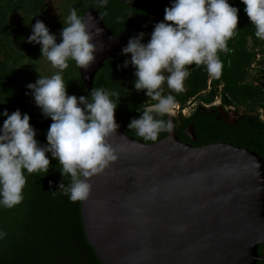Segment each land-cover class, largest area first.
Segmentation results:
<instances>
[{"label": "water", "instance_id": "water-1", "mask_svg": "<svg viewBox=\"0 0 264 264\" xmlns=\"http://www.w3.org/2000/svg\"><path fill=\"white\" fill-rule=\"evenodd\" d=\"M82 19L104 62L127 45L94 8ZM99 30V31H98ZM119 127L108 139L117 159L90 178L81 201L88 242L104 264H255L264 242V159L228 142L194 146L177 131L146 143ZM193 126L190 127L192 132Z\"/></svg>", "mask_w": 264, "mask_h": 264}, {"label": "clouds", "instance_id": "clouds-1", "mask_svg": "<svg viewBox=\"0 0 264 264\" xmlns=\"http://www.w3.org/2000/svg\"><path fill=\"white\" fill-rule=\"evenodd\" d=\"M241 2L255 36L264 39V0ZM97 3L104 7L108 0ZM164 11V20L155 23L147 43L142 42L145 33L140 32L129 38L121 53L131 54L122 67L131 65L135 69L134 87L137 91L146 90L149 97L138 110L141 115L132 118L128 128L152 141L162 131L173 129L171 119L155 118L172 113L175 107V97L171 92L165 95L162 86L166 84L169 90L181 92L191 65H204L210 76L218 78L223 67L218 52L228 50L227 41L239 23V9L229 0H171ZM62 22L65 26L60 32V43L40 20L32 25V34L26 38L28 43L41 45L42 58L57 70L50 76L39 73L35 83L26 86L31 90L26 95H31L45 118L52 120L46 133L47 143L36 139L37 130L30 124L29 114L19 109L11 114L7 110L0 113L6 117L0 126V206L6 208L22 201L25 173L48 172L49 153L58 160L61 174L70 178L52 192L59 191L72 202L86 200L92 188L90 178L117 159L108 139L119 127L115 119L118 105L113 100L119 99V94L104 87H94L87 97L68 94L63 78L68 61L86 71L99 49L75 8ZM4 235L0 231V238Z\"/></svg>", "mask_w": 264, "mask_h": 264}, {"label": "trees", "instance_id": "trees-1", "mask_svg": "<svg viewBox=\"0 0 264 264\" xmlns=\"http://www.w3.org/2000/svg\"><path fill=\"white\" fill-rule=\"evenodd\" d=\"M68 4L70 8L64 6L59 18L53 21L55 29H63L65 25L62 20L66 19L71 9L75 8L82 18L91 7L104 17L105 23L116 36L124 37L127 42L129 38L144 32L142 42L147 43L154 28L149 3L130 5L120 0H108L107 5L101 7L97 0H69ZM166 7L167 3L163 2L161 8L164 14ZM37 20L45 24L52 22L47 0H0V113L7 110L11 114L19 109L29 114L30 124L37 130L36 139L46 144V133L52 120L45 118L31 95H26L31 92L26 86L35 83L39 73L50 76L57 71L42 58L41 45L26 42ZM60 42L61 37L58 36L57 43ZM130 56L121 54L119 57L108 58L95 77L94 87L117 92L119 99L113 97V100L118 105L116 113L124 130L136 139L153 143L170 132L162 131L152 141L144 140L134 129L128 128L131 119L141 115L138 110H142V105L149 100L146 90L137 91L134 87L135 69L131 65L122 67ZM41 60L48 64L43 70L40 69ZM63 78L69 95H89L79 66L74 61H68ZM201 79L189 94H194L206 85V71ZM175 102H182V98L175 97ZM155 118L171 119L172 131H177L182 140L184 127L194 120L184 118L181 113ZM5 119L0 115V126ZM48 155V172L25 173L22 201L11 208L0 206V231L5 233L0 238V264H104L86 237L81 201L72 202L61 192H52L58 190L61 182L67 184L70 178L61 174L58 160L52 158L50 153Z\"/></svg>", "mask_w": 264, "mask_h": 264}, {"label": "flooded vegetation", "instance_id": "flooded-vegetation-1", "mask_svg": "<svg viewBox=\"0 0 264 264\" xmlns=\"http://www.w3.org/2000/svg\"><path fill=\"white\" fill-rule=\"evenodd\" d=\"M229 3L239 9V23L227 41L228 50L218 52L223 65L220 76H210L204 65H191L183 90L170 92L182 98V102H175L178 113L194 118L183 129V141L194 146L228 142L264 159V39L255 36L241 0ZM205 71L206 85L189 94ZM255 264H264V242L257 246Z\"/></svg>", "mask_w": 264, "mask_h": 264}, {"label": "rangeland", "instance_id": "rangeland-1", "mask_svg": "<svg viewBox=\"0 0 264 264\" xmlns=\"http://www.w3.org/2000/svg\"><path fill=\"white\" fill-rule=\"evenodd\" d=\"M48 3H49V14H50V17H51V23L50 24H45L50 32L52 34H55L56 37H57V40H58V36H60V32L62 29H55L56 28V24L55 22L53 21H56L59 16L61 15L62 13V8L64 6H68V8H70V5L68 4V1L69 0H47ZM121 2L123 3H126V4H147L149 3L150 4V17H151V23L152 25L154 26L155 23L157 22H161L164 20V13L162 11V8H161V4L163 2H166L167 3V6H170L171 5V0H120ZM46 61H42L41 60V65H40V69H44L46 68V66L48 65L47 63H49L47 61V63H45ZM167 92H170L171 90H169L165 85L162 86ZM178 112H179V108H178V105L175 104V107L173 109V112L170 113L171 115H178Z\"/></svg>", "mask_w": 264, "mask_h": 264}]
</instances>
